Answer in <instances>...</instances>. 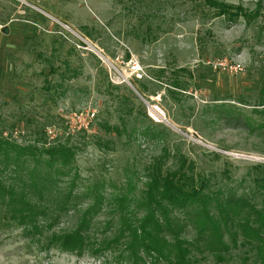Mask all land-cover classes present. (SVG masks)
Wrapping results in <instances>:
<instances>
[{"label":"rangeland","instance_id":"obj_1","mask_svg":"<svg viewBox=\"0 0 264 264\" xmlns=\"http://www.w3.org/2000/svg\"><path fill=\"white\" fill-rule=\"evenodd\" d=\"M218 1L260 15L220 16L205 0H0V140L33 146L44 158L42 150L65 144L75 190L96 193L102 182L107 198L140 196L161 158L172 169L192 162L190 171L213 189L251 194L264 175V0ZM217 62L224 63L215 68ZM176 65L193 72L181 106L167 110L161 94L146 101L133 89L131 81ZM119 99L137 118L131 138L116 112ZM160 122L173 131L163 139L155 137ZM49 126L55 141L47 138ZM147 126L153 136L141 133ZM110 205L95 218L99 228L118 214ZM77 221L70 213L56 230ZM185 236H198L189 222ZM119 249L80 256L47 249L21 227L0 226V264H129ZM196 254L197 264H255L248 246L233 248L221 263Z\"/></svg>","mask_w":264,"mask_h":264},{"label":"trees","instance_id":"obj_2","mask_svg":"<svg viewBox=\"0 0 264 264\" xmlns=\"http://www.w3.org/2000/svg\"><path fill=\"white\" fill-rule=\"evenodd\" d=\"M205 3L218 15L232 19L251 21L260 15L259 9L224 1ZM176 52L180 49L176 48ZM167 70L162 67L153 79L131 82L146 101H150L149 95L161 94L163 106L169 110L183 104L193 72L183 65H176L170 73ZM116 112L123 133L131 138L136 126L133 122L137 120L133 109L119 99ZM155 126L159 129L157 138L173 132L164 123ZM119 128L116 130L122 134ZM149 129L147 126L141 133L153 136ZM46 135L55 141L56 136ZM126 145L131 146V140ZM71 150L59 142L42 150L44 158L33 146L0 140V226L21 227L25 238L42 242L47 249L80 256L86 252L101 256L107 250L120 248L121 258L129 264H146L148 259L149 264H197L196 251L209 253L221 263L233 248L240 246L253 251L255 264H264V175L255 179L251 194H239L232 188L213 189L208 178H197L190 171L193 163L186 159L172 169L165 167L161 158L149 169V180L140 196L116 192L107 198L100 190L105 186L102 182L96 193L87 186H83L85 192L75 190L78 176L69 168ZM108 204L118 214L107 215L104 228H99L95 218ZM180 211L185 213L184 218L177 215ZM75 212L78 221L74 228L56 230L66 216ZM188 222L197 230L194 240L185 236ZM110 227H115L112 237L107 235Z\"/></svg>","mask_w":264,"mask_h":264},{"label":"built area","instance_id":"obj_3","mask_svg":"<svg viewBox=\"0 0 264 264\" xmlns=\"http://www.w3.org/2000/svg\"><path fill=\"white\" fill-rule=\"evenodd\" d=\"M223 63H224V62H217L214 66H215V68H220V66L223 65ZM93 116H94V114H93ZM88 125H89V123H87V124L85 125V127L88 128ZM47 134H48L51 138H54V137H55V134H56V132H55V128H52V127L49 126V127L47 128Z\"/></svg>","mask_w":264,"mask_h":264},{"label":"water","instance_id":"obj_4","mask_svg":"<svg viewBox=\"0 0 264 264\" xmlns=\"http://www.w3.org/2000/svg\"><path fill=\"white\" fill-rule=\"evenodd\" d=\"M132 87H133V85H132ZM133 89H135L134 87H133ZM135 91L139 94V92L135 89ZM141 96V95H140Z\"/></svg>","mask_w":264,"mask_h":264}]
</instances>
